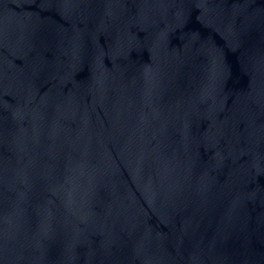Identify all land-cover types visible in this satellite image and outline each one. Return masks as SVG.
Masks as SVG:
<instances>
[{
    "label": "water",
    "instance_id": "water-1",
    "mask_svg": "<svg viewBox=\"0 0 264 264\" xmlns=\"http://www.w3.org/2000/svg\"><path fill=\"white\" fill-rule=\"evenodd\" d=\"M118 0H0V264H49L84 94Z\"/></svg>",
    "mask_w": 264,
    "mask_h": 264
}]
</instances>
